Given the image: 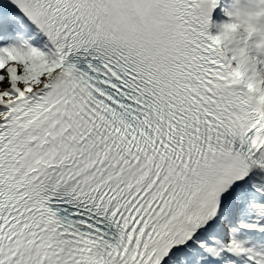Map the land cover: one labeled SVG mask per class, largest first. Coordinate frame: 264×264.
I'll return each mask as SVG.
<instances>
[{"label":"trees","instance_id":"trees-1","mask_svg":"<svg viewBox=\"0 0 264 264\" xmlns=\"http://www.w3.org/2000/svg\"><path fill=\"white\" fill-rule=\"evenodd\" d=\"M227 46L230 49L231 55L234 57L236 62L247 72L255 84L261 85L262 82L258 77H256L258 62L254 55H257L256 47L253 45L252 40L248 39L245 41L244 39L240 40L236 34L229 33L227 39ZM253 51V53L251 52ZM15 65L18 68V74L13 78L9 79V81L13 82L15 85L20 83H25L30 76L32 71V66L27 64V59L25 57L19 58ZM5 81V78L0 74V85ZM5 92L1 89L0 86V96L4 95ZM204 246L200 251H192L189 254L187 262H195V260H203L204 259Z\"/></svg>","mask_w":264,"mask_h":264},{"label":"rangeland","instance_id":"rangeland-1","mask_svg":"<svg viewBox=\"0 0 264 264\" xmlns=\"http://www.w3.org/2000/svg\"><path fill=\"white\" fill-rule=\"evenodd\" d=\"M229 11V9L227 8L226 10H221V12L223 13V15L227 16V12ZM215 28H216V34L222 39H224L226 32L230 29V25H229V21L227 19H220L217 22H215ZM264 32V30H261ZM23 47L28 48V43L27 42H20L19 40H13L11 43V46H9L10 49H14L15 51L18 50L19 48L22 49ZM44 50V49H43ZM58 67V63L56 62L55 58H54V54L50 51H46L44 50L42 52V56L41 59L39 60L37 66L35 67V76L32 78V80H30L29 82H27V86H23L21 85L20 87H18L14 93H16V95L18 94V91L20 92L22 89L26 90V91H31L34 90L35 88L38 87H42L45 82L50 79L56 72ZM5 72H9V70L6 68ZM10 87V83L7 82L5 83V89L8 90ZM262 97L264 98V91L260 92ZM7 96V94H6ZM4 96L2 98L3 102V106L5 103L11 102V100H13V98H9L8 100H5L4 98L6 97ZM4 109V108H3ZM3 117V115H0V120ZM256 199H262V202L264 203V198L260 197V196H256ZM264 218V217H263ZM258 224L252 223L251 225V229H254L255 226H257ZM201 237H199L197 239L196 242H200L201 241ZM197 243V244H198ZM181 255H179L180 257ZM178 257V258H179ZM173 258L170 257L169 261H171ZM175 260H172V262H174Z\"/></svg>","mask_w":264,"mask_h":264},{"label":"bare ground","instance_id":"bare-ground-1","mask_svg":"<svg viewBox=\"0 0 264 264\" xmlns=\"http://www.w3.org/2000/svg\"><path fill=\"white\" fill-rule=\"evenodd\" d=\"M215 8V7H214ZM221 48L223 49V47L221 46ZM225 58L227 59V61L229 62V64H230V67L231 68H233L234 70H236L235 69V67H234V65L232 64V63H230V61H229V58L227 57V55L225 54ZM56 60H57V62H58V57L56 56ZM60 71V67H59V65H58V70H57V73ZM259 103H260V105L261 106H263L264 107V104L262 103V102H260V100H259ZM11 103L9 102L8 103V105H10ZM246 183V182H245ZM263 185H260V188L262 187ZM253 192H255V191H253ZM259 196H263L262 194H259ZM249 198H256V197H254V196H252V195H250V197ZM264 198V197H263ZM250 209H252L256 214H257V219L259 220L260 218H261V216H260V213H264V204L263 203H261V202H257V203H255V204H253V205H251L250 206ZM219 215V211L215 214V216L212 218V222L215 220V218L217 217ZM202 229L200 228V229H198V231L195 229L194 231H193V233H192V235H190V236H187V239H186V241H188V239H192L193 237H194V233H198V232H200ZM185 241V242H186Z\"/></svg>","mask_w":264,"mask_h":264}]
</instances>
